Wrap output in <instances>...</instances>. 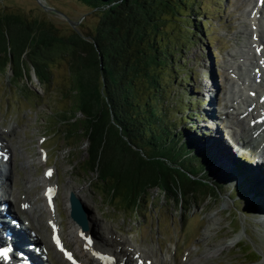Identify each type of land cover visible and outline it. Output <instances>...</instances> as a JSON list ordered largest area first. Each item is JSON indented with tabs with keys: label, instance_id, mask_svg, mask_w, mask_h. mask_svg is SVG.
Here are the masks:
<instances>
[{
	"label": "rangeland",
	"instance_id": "rangeland-1",
	"mask_svg": "<svg viewBox=\"0 0 264 264\" xmlns=\"http://www.w3.org/2000/svg\"><path fill=\"white\" fill-rule=\"evenodd\" d=\"M43 1V6L59 10L73 26L60 14L42 9L35 0H0V16L10 14L30 21H42L53 26L61 36H66L74 30L82 33L95 30L99 20L95 12L71 0ZM260 3L261 0H197L198 9L196 8L195 12L199 13L198 20L199 23H204L205 31L195 45L180 48L185 56L187 71L179 72L181 74L176 80L181 86L182 79L190 77L184 89L191 94L190 108L199 114L196 118L199 132L204 138L206 135V144L214 143L212 146L221 149L220 153L226 158H221L218 151L217 155L213 154V168L221 170L216 179L224 180L229 189L228 193L220 192L228 199L238 220L236 225L241 230L237 234L230 225L228 227V219L223 211H220L223 205L199 196L188 197L191 204L181 206L178 201L169 199L157 190H151L143 195L140 204L126 208V202L117 200L109 203V197L97 191L95 176L84 175L78 168V163L86 157V145L79 141H62L58 133L53 134L60 122L56 114L59 110H64L69 103V99L61 94L70 86L68 63L51 66L52 84L48 90L37 81L33 73L26 83L16 85L9 81L12 76L10 70L0 75V130L13 129L17 132L13 143L16 152L15 163L11 154L7 157L10 167L14 166L5 185L13 189L15 196L11 199L16 203L17 197L20 198L18 208L22 211L27 210L26 201L33 208L38 204L45 207L44 189L49 186L56 187L57 194L53 200L55 209L44 208V212L36 213L35 210L29 212V215L27 213V216L24 215L30 224L34 221L32 226L39 230L42 240L44 237L47 239L51 264H69L63 256L68 250L73 251L72 257L74 256L75 260L81 264L84 262L68 236L73 225L67 207L71 191L85 203L90 229L95 232L93 235H90L91 230L89 234L80 232L87 236L86 240L82 234L79 236L80 240L85 241L93 250L95 249L92 244H99L117 252L125 251L124 255H127L129 251L123 245H127L128 241L129 245L138 250L139 255L146 261L145 264H182V261L183 264H197L205 259L204 234L209 226H213L214 229L209 234L208 249L224 243L231 246L220 249L214 256L209 255V258L221 260L223 264H264V236L262 239L258 236L259 233L264 235L263 183L258 186L257 182L250 185L246 181L254 175L252 167L256 166L258 156L252 158L244 154V149H238L240 142L234 141V138H239L241 130L234 123H230L231 120L222 118L212 122L213 125L208 123L210 127L205 124L206 120L215 121V118H221L228 110L244 111L239 109L243 108L241 105L232 103V100L238 102L235 93L239 90V84L231 74V68L243 58L236 54L244 42L251 38L247 34L249 29H253L249 26L253 24L250 12L256 5L259 7ZM262 12V20L257 16L256 19L264 26V11ZM196 16L194 14L192 18ZM206 22L208 24H205ZM164 24L166 26L162 33H165V39H169L167 43H177L180 47L179 41H175L182 40L180 28L173 26L171 21L166 19ZM182 64L184 63L181 62L180 65ZM166 72L167 70H164L163 75L156 74L162 77L160 82L164 81ZM182 88L172 87L163 95L162 106L166 107L169 116H176L177 112H181V104L185 103L180 102L184 95ZM143 94L151 97L149 88L143 89ZM204 109L210 110L207 111L208 115ZM76 116L81 117L78 114ZM4 134L8 135L7 132ZM4 134H0V138L3 139ZM211 135L216 142H213ZM9 148L13 152L12 148ZM224 159L225 163H229L226 168L229 167L230 170L225 169V164L221 163ZM47 171H51L53 175L48 177ZM230 190L235 193L234 199L230 197ZM23 201L25 203L20 204ZM245 209H249L247 213ZM54 212L59 220L58 231L66 251L51 246L52 225L47 222L46 217ZM211 220L216 224H211ZM236 236L241 239L238 243ZM248 243L252 248L247 246ZM211 252L215 251L212 249ZM187 258L189 263H184Z\"/></svg>",
	"mask_w": 264,
	"mask_h": 264
},
{
	"label": "trees",
	"instance_id": "trees-1",
	"mask_svg": "<svg viewBox=\"0 0 264 264\" xmlns=\"http://www.w3.org/2000/svg\"><path fill=\"white\" fill-rule=\"evenodd\" d=\"M71 1L97 14L93 32L61 36L42 21L0 16V75L10 70L9 81L16 85L33 73L48 90L51 66L68 63L70 86L61 94L69 103L56 114L60 122L53 134L86 145L78 168L95 176L97 191L109 203L120 200L126 208L135 207L146 192L157 190L189 206L188 197L197 195L186 187L206 191L208 183L228 193L225 181L216 179L221 170L213 168L218 149L206 144L199 114L189 105L191 94L184 87L190 77L181 86L176 82L187 71L180 48L195 45L205 31L195 12L197 0ZM164 19L180 28L182 40L175 39L180 47L167 43ZM164 70L160 82L156 74ZM172 87H183L179 116H169L162 106ZM146 88L151 97L143 94ZM246 181L254 184L253 178Z\"/></svg>",
	"mask_w": 264,
	"mask_h": 264
},
{
	"label": "bare ground",
	"instance_id": "bare-ground-1",
	"mask_svg": "<svg viewBox=\"0 0 264 264\" xmlns=\"http://www.w3.org/2000/svg\"><path fill=\"white\" fill-rule=\"evenodd\" d=\"M39 1L41 3L44 2L43 0ZM262 10L264 11V0H261L259 7L256 5L253 11L250 12L251 21L253 22V24L251 23L249 24V26L253 27V29H249L247 34L250 35L251 38L248 39V41L244 42L242 48L236 54L238 57L243 56V58L240 59V64H237L236 62L233 65L234 67L231 68V70L234 72H232L231 74L235 77L237 83L239 84V90L235 93L238 102L232 100V103L241 105L243 108L240 107L239 109H244V111L234 112L228 110L226 114L221 118H215V121L206 120L207 122L205 121V124H207V127H210V125H213L212 122H217V120H221L222 118L231 120L230 123H234L241 130V135L239 136V138H234V141L240 142V147L238 146V149H244V154L246 153L252 156V158L253 156L255 158L257 154H259L260 157L264 159V26L259 22L260 20H262ZM256 16L258 19L260 18V20H257ZM242 59H244V61H242ZM236 71L237 73L235 74ZM204 110L206 114L207 111H210L206 109ZM6 132L8 133V135H10L9 137L8 135L4 134ZM0 134H4V136H2L3 139L0 138V155L7 157L8 154H11L12 161L15 163L16 152L14 151L13 143L14 137L16 136L17 132L13 129L7 131L0 130ZM233 135L235 134H232V136ZM242 137H245V139H243ZM8 146L12 148L13 152ZM219 150L220 151L215 149L214 154L217 155L218 151L219 156L221 158H225V156L220 153L221 149ZM225 159L221 161V163L223 165L225 164V169L228 168L230 170L229 167L226 168L229 163H225ZM13 167V165L12 168L10 167V171L12 170V172ZM252 168V173H254L253 178L257 182L258 186L260 185V183H263L264 185V165L256 163V166ZM231 175L235 177L233 173ZM8 181L9 178L6 177L4 182H1V185L3 183H7ZM34 184L35 183H33V185ZM46 189L47 187L44 189V191ZM13 195L15 196L13 189H9L8 191L7 189H3L0 186V198H9V202L5 203L6 206L0 209V214L2 213L1 215L4 217V220L8 216L12 221V224L7 220L2 222V229L0 230V249H4L5 251H7L10 247L13 250L18 251V253H23L26 260L34 262L36 264H45V260L41 259V257L39 258V254L40 256L43 254V256L46 257L48 261L50 260V262H52V259H50V250L47 249V239L44 237V240H42L39 234V230L35 229L32 226V223L34 221L30 224L29 219L26 217L27 213L28 215L30 214L29 212L32 213L36 210V213H41V211L44 212V208L48 209V206L46 204L47 199L45 207L38 204L33 208L32 205L30 206V204L26 201L27 210L22 211L18 208V202L20 201V198H18L16 195L17 201L15 203V201L11 199ZM43 198H45V196H43ZM23 203L25 202L23 201L20 204ZM55 208L56 206H53V209ZM86 216H88L87 210ZM46 220L49 224L52 225L53 230H58L59 220L55 212L46 217ZM87 222L89 223L88 220ZM71 223L73 225L71 226V230L69 231L68 236L69 239H71V241L74 243L76 250L79 253L78 255L81 254V259L84 260L82 264H145L146 261H144L143 257L139 255L138 250L135 247L129 245L128 241L126 242L127 245L122 243L124 244L123 246L126 247V249H128L129 251L127 255H124L126 253L125 251L122 252V250H119V252H117V250H111L110 248H105L99 244H92V247L95 250L91 249V247L87 245L85 241L80 240V230L73 222ZM211 224L216 223L212 221ZM16 226H20L22 232H18ZM213 229V226H209L204 234V237L206 238V249L204 250L205 259L200 263L195 262L197 264H223L221 260H214V258H209V255L214 256V254L220 249L224 247H230L231 244L224 243L217 245L212 248L215 251L212 253V249L209 250L208 246H210L209 234ZM90 230V235H93V232L95 231L92 228L90 229V226L88 224V234L90 233ZM30 232L33 234L34 240L29 237ZM244 232L246 233L245 228ZM258 236L260 239H262L264 235L262 233H259ZM82 237L85 240L87 239L86 235H83ZM44 242H46V244ZM60 244L63 249H66L65 243L62 240H60ZM32 245L37 247L38 253H35V251H30V246ZM72 252L73 251L68 250L65 256L70 255V258H73L74 256L72 257ZM119 254L120 256L117 257V255ZM7 257H9L10 259H14L15 255L7 254ZM106 258L107 261H105ZM188 260V258L185 259L184 263H189Z\"/></svg>",
	"mask_w": 264,
	"mask_h": 264
},
{
	"label": "water",
	"instance_id": "water-1",
	"mask_svg": "<svg viewBox=\"0 0 264 264\" xmlns=\"http://www.w3.org/2000/svg\"><path fill=\"white\" fill-rule=\"evenodd\" d=\"M35 2L38 4V6H40L44 10L53 11L54 13L60 14L63 17V19L67 23H69V25L73 26V23L71 21H69V19L64 14H62L59 10L45 7L41 4V2L39 0H35ZM207 186H209L211 189L209 188V190L207 189L206 191L205 190L204 191L194 190V188H191V187H186V189H188L194 195L208 199L209 201H211L213 203H220L221 205H223V208L220 211H223L222 213H224L225 217L228 219V222H229L228 227L230 225L232 227L233 231L237 234L238 231L241 230V228H239V226L236 225L238 220H237L235 214L233 213V211L231 209V206H230L228 199H226L223 196V193L218 191L213 185H210L208 183ZM68 202H69L71 220L73 222H75L82 229V231H87L88 230V222H87L85 204L82 202L80 197L77 196V194H75L74 192L70 193ZM237 236L240 237V235H237ZM237 236H236V238H237ZM236 240L238 243V241L240 242L241 239L237 238ZM247 246L252 248L250 243H248ZM250 250L252 251V249H250ZM250 254L252 255V253H250Z\"/></svg>",
	"mask_w": 264,
	"mask_h": 264
},
{
	"label": "snow or ice",
	"instance_id": "snow-or-ice-1",
	"mask_svg": "<svg viewBox=\"0 0 264 264\" xmlns=\"http://www.w3.org/2000/svg\"><path fill=\"white\" fill-rule=\"evenodd\" d=\"M57 243H59V241H57ZM0 255L6 256L7 253H0ZM70 258V257H69Z\"/></svg>",
	"mask_w": 264,
	"mask_h": 264
}]
</instances>
